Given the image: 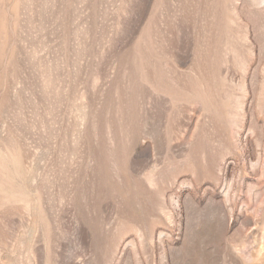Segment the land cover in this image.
I'll return each instance as SVG.
<instances>
[{"label":"rangeland","instance_id":"rangeland-1","mask_svg":"<svg viewBox=\"0 0 264 264\" xmlns=\"http://www.w3.org/2000/svg\"><path fill=\"white\" fill-rule=\"evenodd\" d=\"M0 264H264V0H0Z\"/></svg>","mask_w":264,"mask_h":264}]
</instances>
